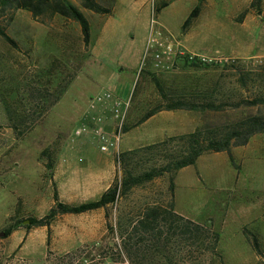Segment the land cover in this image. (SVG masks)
Here are the masks:
<instances>
[{
    "label": "rangeland",
    "instance_id": "obj_1",
    "mask_svg": "<svg viewBox=\"0 0 264 264\" xmlns=\"http://www.w3.org/2000/svg\"><path fill=\"white\" fill-rule=\"evenodd\" d=\"M70 1L90 21L89 46L73 19H35L21 8L0 16V24L16 42L14 46L0 35V256L8 264H264L243 232L247 228L255 234L264 252V134L233 149L234 166L226 153L209 152L175 176L174 211L218 233L215 250L208 248V241L195 245L180 229L158 228V233L147 234L121 228L137 220L148 205L168 206L170 175L119 198L108 218L105 211H94L59 216L50 228L25 227L30 218L49 212L55 193L61 202L78 205L97 200L121 178V160L113 149L101 152L91 134L72 137L76 127L88 123L97 94L111 91L131 100L120 155L197 129L264 116V105L206 112L162 110L137 125L161 102L148 72L175 95L208 90L214 100L228 105L263 98V3L202 0L199 16L184 29L199 0H96L111 8L107 14L84 8L80 0ZM165 2L169 4L157 12ZM152 18L188 51L235 62L175 66L167 72L156 70L151 60L143 65ZM96 113L109 116L110 108L100 107ZM111 152L105 163L101 155ZM146 156L139 157L136 173L157 162L154 155ZM16 221L22 222L16 236H29L26 242L5 237L4 231Z\"/></svg>",
    "mask_w": 264,
    "mask_h": 264
},
{
    "label": "trees",
    "instance_id": "obj_2",
    "mask_svg": "<svg viewBox=\"0 0 264 264\" xmlns=\"http://www.w3.org/2000/svg\"><path fill=\"white\" fill-rule=\"evenodd\" d=\"M82 6L95 13L107 14L111 8L104 6L96 0H80ZM202 0L194 7L189 16L184 21L182 27L185 29L191 25L201 12ZM262 0H254L252 5L261 4ZM169 3L165 2L157 8V12ZM21 8L31 12L33 18L52 17L60 15L65 18L73 19L80 24L83 41L85 46L91 42V24L81 8L70 0H0V16L8 14L11 10ZM0 35L10 44H16L15 40L4 30L0 24ZM211 64L198 63L187 60H180L175 66L185 69L207 68ZM226 66V65H225ZM233 66H238L233 63ZM153 84L158 86L161 102L143 114L138 120L137 125H141L155 116L158 112L165 111H221L226 107L238 109L241 107H256L264 105L263 98L253 100H241L238 103L228 105L224 102L218 103L214 100L212 91H195L194 94H172L166 92L160 86V80L155 73L148 72ZM195 97V98H194ZM13 122H15L13 120ZM15 131L19 134V126L13 124ZM128 131L126 126L124 132ZM264 134V116L251 115L238 119L233 123L197 129L194 132L168 137L166 140L148 145L146 147L129 150L120 155L122 175L117 179L99 199L69 205L59 200L58 194H54L55 205L42 218H30V224L25 227L50 228L52 223L63 215H81L92 211L103 209L108 218L110 207L114 206L119 198L126 196L134 188L144 186L156 178L170 175L169 193L170 202L167 207L162 203L148 205L138 214L137 220L131 219L128 224L121 225V228L140 229L144 233H154L158 228H168L169 230L180 229L181 234L187 239H194L195 245L198 242L208 241V248L215 250L219 244V234L211 232L207 224L194 223L174 211L175 205V176L177 172L189 166H194L197 160L206 153H226L229 156L231 165H235L233 149L245 147L251 139L257 135ZM171 145H175L174 148ZM148 154L154 155L156 163L149 169L136 173L135 168L139 167L140 158ZM147 157V156H146ZM153 160V159H152ZM53 161L47 164L49 171H52ZM21 221H16L12 226L5 230V237H9L14 230L19 229ZM244 235L250 241L257 256L264 259V252L261 248L258 237L247 228H243ZM208 235V238H207ZM199 244V243H198Z\"/></svg>",
    "mask_w": 264,
    "mask_h": 264
},
{
    "label": "built area",
    "instance_id": "obj_3",
    "mask_svg": "<svg viewBox=\"0 0 264 264\" xmlns=\"http://www.w3.org/2000/svg\"><path fill=\"white\" fill-rule=\"evenodd\" d=\"M155 11V8H154ZM152 29L144 52L143 65L146 61L151 60L156 70L167 72L175 67V63L180 60L193 61L206 64H224L235 62L234 59L213 54H203L199 52H190L184 45L165 31L163 26L152 18ZM157 25V27L154 26ZM142 65V66H143ZM131 106L130 98L123 99L115 96L111 91L97 94L91 100V116L88 123L82 122L73 132V139L81 138L91 134L98 142L99 150L107 153L114 150L117 160H120L119 147L124 135L129 109ZM110 108V115L96 113L99 108ZM101 110V109H100ZM108 122L110 124L108 125ZM108 125V128L105 126Z\"/></svg>",
    "mask_w": 264,
    "mask_h": 264
},
{
    "label": "crops",
    "instance_id": "obj_4",
    "mask_svg": "<svg viewBox=\"0 0 264 264\" xmlns=\"http://www.w3.org/2000/svg\"><path fill=\"white\" fill-rule=\"evenodd\" d=\"M262 3H263V5H264V0L262 1ZM196 52V51H195ZM155 116H153V118H154ZM151 119V118H150ZM110 123V122H109ZM109 123H108V125H109ZM108 125H106L105 127L106 128H108ZM113 153L111 152V153H108V154H104V155H101L102 157V159L105 161V163L106 162H108V160H109V158H110V156L112 155ZM100 198V197H99ZM98 198V199H99ZM97 211H104L103 209H100V210H97ZM92 212H94V211H92ZM89 213V212H88ZM85 214H87V213H85ZM19 232H21L19 229H17V230H15V231H13L12 232V234L9 236V237H7V239H10L11 241H14L15 240V238L17 237H20V240H19V242L21 243L22 242V240H25L24 242H26L27 241V238L29 237V236H27V235H25V237H23V236H16ZM47 237H45V239H46ZM45 243H46V245H47V243H48V240H45ZM24 245H25V243H24ZM0 247H1V245H0ZM25 247V246H24ZM0 264H8L7 263V260H6V258H3V257H1L0 256Z\"/></svg>",
    "mask_w": 264,
    "mask_h": 264
},
{
    "label": "water",
    "instance_id": "obj_5",
    "mask_svg": "<svg viewBox=\"0 0 264 264\" xmlns=\"http://www.w3.org/2000/svg\"><path fill=\"white\" fill-rule=\"evenodd\" d=\"M27 223H30V221H27Z\"/></svg>",
    "mask_w": 264,
    "mask_h": 264
}]
</instances>
